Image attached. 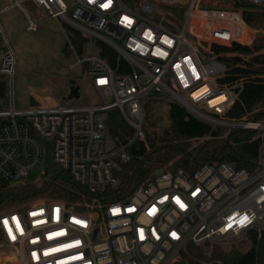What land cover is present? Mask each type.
<instances>
[{
  "label": "built area",
  "instance_id": "obj_1",
  "mask_svg": "<svg viewBox=\"0 0 264 264\" xmlns=\"http://www.w3.org/2000/svg\"><path fill=\"white\" fill-rule=\"evenodd\" d=\"M243 1L264 5V0L14 1L28 30L37 31L40 22L25 3L44 7L49 17L86 38L80 50L74 34L66 33V51L76 57L68 68H85L102 99L85 106L72 100L17 109L16 55L0 22V86L9 80L11 85L10 108H0V190L43 169L48 152L52 164L82 187L68 198H38L0 212L3 240L19 264H169L190 243L200 246L264 228V144L253 171L225 161L194 171L165 166L130 189L121 176L132 160L129 148L146 142L143 104L151 96L172 98L201 121L258 130L264 137V118L257 116L264 108L228 117L243 85L221 81L229 69L221 48L252 46L258 37L244 18ZM100 42L124 60L121 72L100 55ZM75 79L80 84L82 78ZM220 95L225 100L212 104ZM113 109L134 130L125 143L109 131Z\"/></svg>",
  "mask_w": 264,
  "mask_h": 264
},
{
  "label": "trees",
  "instance_id": "obj_2",
  "mask_svg": "<svg viewBox=\"0 0 264 264\" xmlns=\"http://www.w3.org/2000/svg\"><path fill=\"white\" fill-rule=\"evenodd\" d=\"M242 5H244L243 14L247 23L256 30L264 31V5H254L247 1H243ZM73 34L78 48L82 50L86 38L78 32H73ZM253 44L252 46L237 44L232 48H221L228 53L227 56L222 57V60L229 65L221 81L224 83L241 82L243 85L239 98L227 113L230 118H239L257 107L264 108V52H262L264 36H258ZM99 46L100 55L112 67H118V71L121 72L124 60L118 52L101 42ZM247 55H251L248 60L244 58ZM4 91V84H2L0 93L4 94ZM153 97H155L154 101L167 102L169 110L166 117L171 121L174 133H167V136L161 138L160 144L151 139L150 145L144 141H138L129 148L132 160L124 164L121 173L123 184L128 189L142 182L156 169L165 166L194 171L209 162L225 161L234 163L239 169L255 170L261 147L264 144V137L259 135L258 130L231 128L226 139H219L217 137L220 132L213 128V124L194 117L187 108L174 99L164 96ZM224 98L225 96L222 95L212 102L215 103ZM113 111L110 116L109 131L118 143H125L134 130L121 116L118 109H113ZM257 116L264 118V111ZM206 135H211L213 138L204 144L191 146L189 139ZM76 190H82V187L66 170L54 164L51 179L43 184L5 183L0 190V212L20 208L27 202L38 198H68ZM249 234L253 245L245 252L238 248L225 252L214 247L210 254H206L199 247L208 243L200 246L190 243L188 250L180 255L183 256L186 264H203V261L211 260H218L222 264H264V228L260 232L251 231ZM1 240H3V234L0 229Z\"/></svg>",
  "mask_w": 264,
  "mask_h": 264
},
{
  "label": "rangeland",
  "instance_id": "obj_3",
  "mask_svg": "<svg viewBox=\"0 0 264 264\" xmlns=\"http://www.w3.org/2000/svg\"><path fill=\"white\" fill-rule=\"evenodd\" d=\"M15 0H0V22L5 29L6 36L16 55V71L13 78V91L15 106L17 109H26L32 105L42 102L43 104H55L56 102L65 103L64 96L69 93V79L82 78L81 97L74 99L72 105L85 106L101 103L102 99L98 91L92 85V77L87 70H76L70 72L68 65L76 60L75 55L66 51V33L73 34L64 21L48 16L44 7H33L29 3L24 6L32 15L36 22H40L37 31L28 30L29 21L25 13L19 6H12ZM11 6L9 9H6ZM66 30V31H65ZM258 36H264L263 30H257ZM262 32V34H260ZM254 45V44H253ZM264 52V49L263 51ZM246 60L251 55L244 56ZM11 85L7 81L5 93L0 96V108H10L11 103ZM151 96L144 102L146 113L144 131L146 133V142L150 145L151 139L160 144L161 138L167 136V133H174L168 114L167 102L154 101ZM165 101V100H164ZM114 111H110L111 116ZM122 116V115H121ZM123 117V116H122ZM138 122L136 117H132ZM110 128L111 119L107 122ZM213 128L220 132L217 137L226 139L231 128L219 124H213ZM171 136V135H170ZM213 136L206 135L201 138H192L189 141L191 146H197L208 142ZM138 142V141H137ZM264 153V148L262 149ZM53 165L46 164L43 169L35 168L23 181L28 183L43 184L51 179L53 174ZM253 245L250 234H244L229 240L212 242L201 246L206 254L211 253V249L218 247L222 251H231L238 248L241 251L249 250ZM191 249V248H190ZM176 260L169 264H186L183 256L178 255ZM11 262L19 264L17 253L14 248L8 246L4 240L0 241V264ZM203 264H222L218 260L203 261Z\"/></svg>",
  "mask_w": 264,
  "mask_h": 264
},
{
  "label": "water",
  "instance_id": "obj_4",
  "mask_svg": "<svg viewBox=\"0 0 264 264\" xmlns=\"http://www.w3.org/2000/svg\"><path fill=\"white\" fill-rule=\"evenodd\" d=\"M262 34V32L260 33ZM93 42L94 39L91 38L87 44V54L90 55L91 51H92V47H93ZM69 93L64 96V100L65 101H72L74 99L80 98L81 97V85L77 83V80L75 78H70L69 79ZM241 90V87H237L234 89L235 93H238ZM48 148L51 147L50 142H46ZM46 163L47 164H52V158H51V153L48 152L46 155ZM164 171V169H158L155 171V175H159L160 173H162Z\"/></svg>",
  "mask_w": 264,
  "mask_h": 264
},
{
  "label": "bare ground",
  "instance_id": "obj_5",
  "mask_svg": "<svg viewBox=\"0 0 264 264\" xmlns=\"http://www.w3.org/2000/svg\"><path fill=\"white\" fill-rule=\"evenodd\" d=\"M221 96H222V95H220L219 97H221ZM224 96H225V95H224ZM219 97H217V98H215V99H219ZM215 99H213L212 101H214ZM223 100H225V98H224ZM223 100L218 101V102H222ZM212 101H211V103L214 104ZM218 102H215V103H218Z\"/></svg>",
  "mask_w": 264,
  "mask_h": 264
}]
</instances>
